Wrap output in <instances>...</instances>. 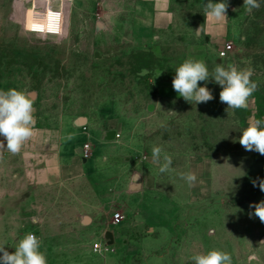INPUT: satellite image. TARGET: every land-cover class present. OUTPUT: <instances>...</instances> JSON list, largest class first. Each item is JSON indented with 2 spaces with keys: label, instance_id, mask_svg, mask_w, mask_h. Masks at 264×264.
I'll list each match as a JSON object with an SVG mask.
<instances>
[{
  "label": "rangeland",
  "instance_id": "rangeland-1",
  "mask_svg": "<svg viewBox=\"0 0 264 264\" xmlns=\"http://www.w3.org/2000/svg\"><path fill=\"white\" fill-rule=\"evenodd\" d=\"M139 1L0 0V90L32 97L35 126L85 117L120 133L108 163L118 173L101 188L87 177L29 187L14 176L16 154L0 155V246L13 252L32 232L47 264H194L211 249L232 264H264V223L250 217V204L264 200V155L239 143L250 118L264 119V0L250 14L244 0H227L221 37L211 30L222 23L204 15L208 0H158L166 19L147 46L134 41L146 16ZM226 43L233 50L220 59ZM187 58L210 72L217 63L252 67L249 107L227 110L212 81L200 82L212 91L207 103L179 97L172 80ZM153 146L172 157L171 171L152 162ZM188 172L195 187L181 179Z\"/></svg>",
  "mask_w": 264,
  "mask_h": 264
},
{
  "label": "clouds",
  "instance_id": "clouds-1",
  "mask_svg": "<svg viewBox=\"0 0 264 264\" xmlns=\"http://www.w3.org/2000/svg\"><path fill=\"white\" fill-rule=\"evenodd\" d=\"M260 5L261 0L243 2V7L249 14ZM228 7L227 0H208L204 5V15L206 19L210 17L217 22L225 21L228 18ZM196 31L200 32L201 28ZM253 75L252 67L238 68L234 64L222 63H217L210 72L203 60L187 58L175 68L172 87L179 97L196 105L214 99L212 91L206 85L200 86V82L212 81L221 87L219 99L227 105V110L247 109L249 99L258 87L252 80ZM34 113V101L25 91L15 88L0 90V137L3 138L0 139V155L5 151L12 154L22 151L25 143L34 135ZM241 133L239 143L246 151L264 155V119L250 118ZM162 151L161 147L153 146L152 162L159 165L161 173H165L172 170V157L168 154L162 156ZM181 179H184L189 187H195L198 182L195 172L182 173ZM253 185L256 186V181H253ZM258 186L264 192V180H260ZM250 208L254 209L250 217L254 215L264 223V200L250 204ZM41 247L39 237L29 232L18 240L13 252L0 246V264H47L46 254L41 251ZM191 259L194 264H232L231 255L219 249L196 254Z\"/></svg>",
  "mask_w": 264,
  "mask_h": 264
},
{
  "label": "crops",
  "instance_id": "crops-1",
  "mask_svg": "<svg viewBox=\"0 0 264 264\" xmlns=\"http://www.w3.org/2000/svg\"><path fill=\"white\" fill-rule=\"evenodd\" d=\"M137 6L140 15L146 16L140 18L134 41L147 46L154 41L157 26L166 19L165 12L158 9V0L139 1ZM220 22L219 32V28L211 30L217 37L223 32V21ZM76 120L66 121L61 128L34 126V135L12 160L15 178L39 189L84 177L98 180L99 188L106 185L104 181L119 170L108 164L110 155L118 148L117 137L106 139L111 130L93 125L88 119L84 125H77ZM95 140L97 144L93 143ZM86 144L91 148L89 156L84 158L79 152Z\"/></svg>",
  "mask_w": 264,
  "mask_h": 264
},
{
  "label": "built area",
  "instance_id": "built-area-1",
  "mask_svg": "<svg viewBox=\"0 0 264 264\" xmlns=\"http://www.w3.org/2000/svg\"><path fill=\"white\" fill-rule=\"evenodd\" d=\"M233 50V45L230 43H226L224 44L222 47L219 48L218 50V54H219V58L220 59H229V55ZM116 137L119 138L120 137V133L118 131H116ZM90 144H86L84 147V156L87 157L89 156V151H90ZM124 219V215L122 213H116L113 216V223L114 225H119ZM95 249L99 250L102 249V244H96L95 245Z\"/></svg>",
  "mask_w": 264,
  "mask_h": 264
},
{
  "label": "water",
  "instance_id": "water-1",
  "mask_svg": "<svg viewBox=\"0 0 264 264\" xmlns=\"http://www.w3.org/2000/svg\"><path fill=\"white\" fill-rule=\"evenodd\" d=\"M86 118L85 117H80L76 120V124L77 125H84L86 123ZM106 139H114L116 137V131L115 130H111V131H108L107 134H106ZM79 153H81V155L86 158L84 156V150H81ZM134 181H136V185L133 184V188L134 189H137L139 187V182H140V176L138 174H135L134 175ZM152 181L153 179L151 177H148L147 178V185L148 186H151L152 185ZM110 234V233H109Z\"/></svg>",
  "mask_w": 264,
  "mask_h": 264
},
{
  "label": "flooded vegetation",
  "instance_id": "flooded-vegetation-1",
  "mask_svg": "<svg viewBox=\"0 0 264 264\" xmlns=\"http://www.w3.org/2000/svg\"><path fill=\"white\" fill-rule=\"evenodd\" d=\"M111 237H112V235H110V234L107 235V238H110L111 239Z\"/></svg>",
  "mask_w": 264,
  "mask_h": 264
},
{
  "label": "bare ground",
  "instance_id": "bare-ground-1",
  "mask_svg": "<svg viewBox=\"0 0 264 264\" xmlns=\"http://www.w3.org/2000/svg\"><path fill=\"white\" fill-rule=\"evenodd\" d=\"M134 185H136L137 183H136V181H134V183H133ZM84 221H86V219H84Z\"/></svg>",
  "mask_w": 264,
  "mask_h": 264
}]
</instances>
